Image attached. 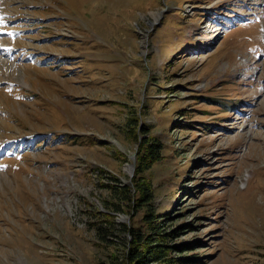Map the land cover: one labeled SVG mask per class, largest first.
<instances>
[{
    "label": "rangeland",
    "instance_id": "rangeland-1",
    "mask_svg": "<svg viewBox=\"0 0 264 264\" xmlns=\"http://www.w3.org/2000/svg\"><path fill=\"white\" fill-rule=\"evenodd\" d=\"M151 136L184 264H264V0H0V264L121 259L104 186Z\"/></svg>",
    "mask_w": 264,
    "mask_h": 264
},
{
    "label": "trees",
    "instance_id": "trees-1",
    "mask_svg": "<svg viewBox=\"0 0 264 264\" xmlns=\"http://www.w3.org/2000/svg\"><path fill=\"white\" fill-rule=\"evenodd\" d=\"M140 126L143 134L148 133L144 123ZM160 150V142L155 137L144 138L139 142L136 149V174L131 184H123L118 181V178L112 176L111 178L115 182L109 181L104 186L109 192L110 199H112L105 202L106 208L104 211L107 215L113 213V211L128 213L131 209H144L142 218L145 222L144 230L125 222L109 219L105 217L106 214L103 215L104 217L101 220L109 226L100 227L104 231L100 233L101 240L105 241L103 237L105 232L109 231L115 237L120 238L119 241H115V239L111 243H116L120 248L124 247L123 256L121 259L118 258L117 261H114L115 264H184L186 261L199 259L194 258L193 255H183V252L188 251V248L194 242L181 241L171 244L165 240L167 237L178 236V232L187 225L190 226V223L171 226L168 231L159 230V225L163 222L159 217L164 212L154 213V207L151 204L153 189L150 183L144 180L142 174L154 162L160 160ZM117 225L120 227L118 229L122 230L119 233L124 232L126 234L124 238H121L118 235L119 233L115 232ZM173 252H178V255L174 256Z\"/></svg>",
    "mask_w": 264,
    "mask_h": 264
},
{
    "label": "water",
    "instance_id": "water-1",
    "mask_svg": "<svg viewBox=\"0 0 264 264\" xmlns=\"http://www.w3.org/2000/svg\"><path fill=\"white\" fill-rule=\"evenodd\" d=\"M160 14V13H159Z\"/></svg>",
    "mask_w": 264,
    "mask_h": 264
}]
</instances>
